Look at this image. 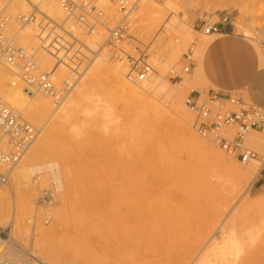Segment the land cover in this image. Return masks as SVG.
I'll return each mask as SVG.
<instances>
[{"label": "bare ground", "instance_id": "bare-ground-1", "mask_svg": "<svg viewBox=\"0 0 264 264\" xmlns=\"http://www.w3.org/2000/svg\"><path fill=\"white\" fill-rule=\"evenodd\" d=\"M6 1L0 0V3ZM73 1L80 3L82 0ZM108 1L98 0L104 9H109L110 2ZM118 1H123L126 6L124 0H114L116 4ZM214 1L219 2V10H225L230 6L232 0ZM243 1L244 5L256 6L257 10L252 14L254 19L264 17V0ZM15 3L22 12L15 18L19 28L11 25L9 29L16 36L17 44L5 34L4 28L10 18L5 17L1 12L0 35L9 42L11 47L20 49L31 56L37 74H49L56 86L60 84L63 86L64 82H67L71 84V90L69 89L68 93L58 101L59 104L55 105L54 100L50 99L48 95H43L33 87L26 85L18 77L16 69L0 58V101L37 133L30 143L33 145L31 147L29 145L19 161L12 167L11 182L7 184V188L0 189V214L10 213L8 221L10 229L7 227H0V229H9L10 234L13 230L19 231L23 238L29 236L32 222L29 217H25V210L33 208V204L28 198L29 191H31L30 175L40 170H46L51 177L50 181L53 183L54 189L57 190L56 184L59 186L57 163H43L46 155L52 153L62 165L63 176L67 182L65 183L66 193L62 196L59 206L53 210V222L50 226L45 227L39 220L33 224L32 235L35 237L34 246L37 257L33 256L37 259V264H68L52 252L44 242V239L53 235L62 224L68 226L67 234L70 235L69 241L74 249L73 258L77 264H89L94 250L103 249V241H111V235L114 236L115 233H118L119 248L125 250L136 248L137 256L148 259L153 264H187L191 257L194 259L191 264H231L235 255L240 251V247L235 242L227 241L228 238L223 237L218 242H209L202 251L198 249L216 225L224 235V231L232 225L234 218H240L252 212L249 209L250 205H238L237 207L236 203L231 205L225 195L217 193L218 191L215 189L207 187L193 178L187 183L177 185V187L161 186L165 182H169L170 173L177 170L178 163L166 160L163 156L162 146L159 147L154 142L150 146L148 145L149 148L143 147L138 151L132 148L119 151L116 155L119 172L117 182L119 183L107 185L108 197L103 200L104 203H98L95 198L89 197V201L82 204L81 200L86 194L90 195L93 191L103 190L99 180L95 177L97 170L91 164L90 157L85 150L80 147L57 150L51 139L53 132L60 127L63 120L71 117L75 111L83 107L87 99L95 95L96 92L93 91H95L94 89L98 91L99 83L111 87L107 92L101 91L100 96H115L117 94L118 104L125 110L121 114H126L127 107L132 108L137 103L149 104V97L154 93L168 108V111L162 112L164 124L173 128L176 138H181V144L188 153L199 157L189 160L190 163L202 162L204 166H210L212 163L215 171L220 174L221 180L229 185H237L242 182L251 184L258 174L264 173L260 171L262 167L264 168V164L261 165L259 159L260 157L264 158V133H262L264 130L248 131L244 140L245 146L253 148L258 158H250L247 162H241L231 157L241 163L243 169L238 164L225 159L217 151L211 150L207 144L189 130L186 124H189L192 116L194 120V115L191 112V116L178 99L179 95L183 93L198 92L199 89L207 86L209 90L205 95L213 89H219L207 77L203 68V60L209 46L219 39L228 37V34H222L218 30L217 33L205 35L196 41L193 54L196 63L193 68L184 74L175 85L170 84L167 79L173 87L179 85L178 92H175L169 90L163 83L162 67L155 58L152 62L154 71L148 65L151 70L141 80L131 72L130 65H126V70L122 73L123 79L115 70L105 64L112 63L117 70L124 66L123 63L109 59L110 52L105 44L107 35L105 38L103 36L105 32L108 34L111 28L103 24L102 17L99 21L94 20L93 30L88 31L73 18H67L56 0H15ZM93 5L96 6L95 0H93ZM233 6L236 4L231 7ZM171 7L172 3L169 1L153 7L147 21L156 24L162 15L161 9L170 10ZM98 10L104 15L99 8ZM43 22L52 27L44 29ZM172 23L173 21L170 20L168 26H171ZM75 25L82 29L86 36L77 30L78 27ZM255 25L258 26V22H255ZM98 27L101 30L97 31ZM235 27L233 34L251 47L257 59L258 70L264 71V60L255 45L254 36L243 30L239 21L235 22ZM35 40L37 41L36 46L28 47L35 43ZM37 48L41 51L38 60L35 56ZM82 48L93 54L87 81L79 87L73 96L68 97L79 74L76 72L71 73L70 76H66V74L67 71H73L76 68L77 60H80L78 54L87 57L81 52ZM105 49L108 52L107 60L104 55ZM171 54L175 56L177 50L174 48ZM39 65L46 70H42ZM233 65L234 62L231 59H226L222 63L223 70L217 72L216 76L220 82L226 83L233 80L228 77L229 68ZM180 67L181 62L178 61L176 67H170L168 70L178 71ZM249 75L251 76H248L240 87L233 88L231 91L240 90L247 94V97L253 93L257 99L263 100L264 76L261 78L260 76L254 77L253 74ZM231 91L229 90V92ZM47 99L52 104V110ZM247 101L255 103L250 105L262 106L251 98ZM184 105L188 109L186 102ZM262 107L264 108V106ZM153 108L157 109L156 106ZM95 109L97 107L92 108L91 112L95 113ZM21 111L29 122L41 120L50 111L49 119L52 123L45 129L43 141H40V137L35 141L41 127L29 124L21 116ZM86 111L83 112L86 113ZM188 111L190 110L188 109ZM119 114L117 112V115ZM193 120L190 127L194 131ZM0 141H6L1 132ZM209 143L219 149L212 140ZM148 150L149 158L147 157ZM255 163L257 164V173L254 170ZM9 173L6 181L0 182V184L7 183ZM146 178L150 180L149 186H147ZM76 190V194L71 195V191ZM82 194H84L83 197H81ZM43 195L49 196L48 202H52L54 195L51 191L40 190L38 200ZM45 219L48 220L47 217ZM0 226H4V224H0ZM63 243L65 244V242ZM2 256L6 264H12L5 254Z\"/></svg>", "mask_w": 264, "mask_h": 264}, {"label": "rangeland", "instance_id": "rangeland-1", "mask_svg": "<svg viewBox=\"0 0 264 264\" xmlns=\"http://www.w3.org/2000/svg\"><path fill=\"white\" fill-rule=\"evenodd\" d=\"M7 0L4 3H0V12L6 17L10 18L9 23L4 28V32L7 36L11 37L13 42L17 44L16 36L12 33L9 27L14 25L19 28V24L16 21V17L21 15L19 6L15 3V0ZM126 3L127 19L133 24L132 37L133 40L123 46V51L130 56H135L133 47L137 46L145 53V59L147 64L152 67L153 59L160 62L162 67L161 76L165 86L172 91L178 92L177 87H173L167 81L166 73L170 67H176L178 61L181 59V55L186 51L187 47L193 43L196 38V33L193 31L196 27L203 25L208 26L212 24H218L224 17L227 18L226 26L229 29L228 35L241 40L240 37L234 35L233 32L236 29L235 22L239 21L242 25L243 30H246L251 34L255 35L257 29L264 25V17L261 19H254L252 14L256 12V6L244 5L243 0H232L230 6L225 10H219L218 1L214 0H124ZM165 1L172 3L171 9H161L162 15L160 20L156 24H151L147 21L150 10L158 5H162ZM109 9H104L100 6L98 0H95L96 6L103 12L104 19L102 22L106 27L112 28L118 20L123 16L122 12L118 11V4L114 0H109ZM135 2V3H134ZM231 7L232 5H235ZM30 10V9H29ZM64 15V14H63ZM37 16V15H36ZM38 17V16H37ZM64 17V16H63ZM41 19V17H39ZM170 20L173 21L171 26H168ZM258 22V26L255 25ZM44 29H49L52 26L45 24ZM219 25V24H218ZM76 26V25H75ZM78 27V26H76ZM97 31L101 30L99 27ZM40 30V29H39ZM37 30L38 32H40ZM84 36L85 32L77 28ZM104 33V38L106 37ZM202 38V37H201ZM71 42V40H69ZM35 43L28 47H35ZM236 51L247 60L248 63L255 64L254 55L250 47L241 41L235 40L233 43ZM77 46V45H76ZM221 42H213L208 49L206 56V67H208L213 60H217L221 51ZM177 50V54L172 56L173 49ZM87 57L78 54L80 60H77L76 68L73 71H67L66 76H70L71 73H78L77 81L69 96H73L75 92L87 81L88 72L92 63L93 54L85 48L81 49ZM195 50V49H194ZM36 59H39L40 49H36ZM108 52L105 49V59ZM107 60V59H106ZM194 64L196 58L193 55ZM107 66L115 70L123 79L124 71L126 70L127 63H123L120 69H115L112 63H105ZM74 66V65H73ZM39 67L43 69L40 65ZM98 91L95 95L86 100L81 109L75 111L71 117L67 120H63L60 127H58L53 136L51 137L52 142L59 148L68 149L69 147H80L86 151L90 157L91 164L95 166L97 170L95 177L99 180L102 185V191H93L92 193L86 194L84 197L82 194L81 203L89 201V197L95 198L98 203L103 202L108 197L107 185H115L119 178V172L117 169L116 155L119 151H123L127 148L140 150L143 147L149 148L152 142L156 143L159 147L163 148V156L166 160L177 162V170L170 173L169 182H165L164 187H177L182 183H187L191 178L196 181H200L207 187H211L218 191L217 193L225 195L230 204L236 203L238 205H250L251 209L248 215H243L240 218H234L232 225L221 234L220 228L214 227L213 230L205 237L203 243L199 247V251L203 250L209 242L228 238L227 241L235 242L240 247V251L235 255L231 264H264V173L257 175L254 182L248 184L242 182L234 185L223 182L220 174L215 171V168L210 163V166L203 165L200 163H190L189 160L196 159L193 154L188 153L183 145L181 144V138L175 136L173 128H169L164 124L162 119V112L168 111V108L161 103V99L156 94H152L149 97V104H135V106L127 107V113L121 114L124 110L123 106L118 104V96H100L101 91L107 92L111 87L104 86L102 83L97 85ZM209 90V87H203L199 89L200 96H204ZM215 90V89H213ZM190 92V91H189ZM189 92L179 95V101L182 103L183 108L192 116V113L186 109L184 102ZM231 95H240L242 100L246 104H255L249 102L250 95L245 94L240 90H234L229 92ZM37 96L42 97L37 94ZM44 98V97H42ZM46 99V98H45ZM48 100V99H47ZM251 101V100H250ZM51 110L53 109L52 104L48 100ZM156 106L157 109L153 107ZM97 107L96 112L92 113V108ZM50 110V111H51ZM87 110L86 113L83 111ZM50 111L37 122H29L23 111L21 116L26 121L35 127H41L38 136L35 141L40 137V141H43V133L45 129L52 123L49 119ZM117 112L120 114L117 115ZM193 117V116H192ZM191 117V121L193 118ZM186 124L189 130L201 141L209 146L211 150L217 151L225 159L238 164L244 169L243 165L231 157L225 155L222 151L212 146L207 139H204L197 135L190 127V123ZM171 132V134H170ZM264 133V131H262ZM124 136V137H123ZM43 138V139H42ZM34 141V143H35ZM33 143L30 145V147ZM149 145V146H148ZM158 147V148H159ZM252 151L253 148L249 147ZM260 155H263L260 153ZM149 158V150L147 152ZM258 162V160H256ZM55 162L57 163V170L59 172L60 181L57 190L54 189L53 183L50 181V176L46 170H40L30 175V190L28 198L33 204L32 209L25 210V217H29L32 222L29 236L23 238L19 231L13 230L11 235L14 241L22 248L28 250L35 257L34 236L32 235L35 222L39 220L45 227L50 226L53 222V210L56 209L62 196L66 193V180L63 176V168L59 160L55 158L52 153L46 155L43 163ZM138 164V163H137ZM254 170L257 173V164H254ZM8 175V181L6 184H0V189L7 188V184L11 182V173ZM37 180H35L36 178ZM34 180V181H33ZM150 180L146 178L147 186L150 185ZM42 189H48L52 192L53 200L49 203H41L38 200L39 191ZM76 191H71L72 194H76ZM70 192L68 191V194ZM88 199V200H87ZM255 212V213H253ZM45 217L48 218L45 219ZM10 219V213L0 214V224L10 229L8 221ZM67 224H62L58 230L51 236L44 239L51 251L56 253L63 262L68 264H77L73 258L74 249L72 243L69 241L70 235ZM65 242V244L63 243ZM102 248L100 250H94L93 256L89 264H153V262L145 259L141 256H137V249H121L118 233L114 236L111 235V241L104 240ZM191 259L187 264H191L194 260ZM244 260V262H241Z\"/></svg>", "mask_w": 264, "mask_h": 264}, {"label": "built area", "instance_id": "built-area-1", "mask_svg": "<svg viewBox=\"0 0 264 264\" xmlns=\"http://www.w3.org/2000/svg\"><path fill=\"white\" fill-rule=\"evenodd\" d=\"M67 18H73L88 31H92L94 20L104 16L93 5V0H82L76 3L73 0H56ZM118 11L123 13L122 18L108 31L106 47L109 50V59L118 63L130 65L131 72L139 80L145 78L151 70L148 66L145 53L137 46L133 47L135 56H130L123 51V46L133 40V23L129 21L124 2L118 1ZM224 18L222 22H227ZM217 24L196 27L193 31L196 38L182 54L180 70H168L167 79L175 85L182 76L194 66L193 54L196 41L201 37L217 33ZM255 45L264 60V25L256 30L254 35ZM0 58L9 63L17 71L18 77L28 86L33 87L43 95H48L54 100L55 105L62 99L71 87L64 82L56 86L49 74H37L32 58L20 49H15L0 35ZM137 77H135L137 79ZM133 79V78H130ZM71 90V89H70ZM186 105L194 115L193 129L202 138L212 140L225 154L241 162L250 158H258L250 148L244 144L245 136L249 131L264 130V108L243 102L240 95H224L218 91H209L204 97L199 92L190 91L186 97ZM0 132L6 141H0V182L4 183L7 174L25 153L33 141L36 131H33L20 117L8 109L0 101ZM260 164L264 158L260 157ZM261 172H264L262 167ZM47 191H50L47 189ZM49 196L43 195L41 203H49ZM3 254L12 264H37V259L31 252L22 248L12 238L9 229H0V264H6Z\"/></svg>", "mask_w": 264, "mask_h": 264}, {"label": "crops", "instance_id": "crops-1", "mask_svg": "<svg viewBox=\"0 0 264 264\" xmlns=\"http://www.w3.org/2000/svg\"><path fill=\"white\" fill-rule=\"evenodd\" d=\"M224 18H226V17H224ZM224 18H222L220 20V22L218 23L219 25L218 24L217 25H218L219 31L222 34H228L229 29L226 26L227 22H222V20ZM235 40L241 41V40L234 38V37H231L229 35L226 38H222V39L217 40L218 42H221V45H222L221 51H220V54L218 56V59L217 60L214 59L213 62L208 67H206V63H205L208 50L204 56V60H203L204 71H205L207 77L209 78V80L213 84H215L219 87V89H217L215 91H218L221 94L229 93V90L231 91L233 88L240 87L242 85V83L246 80V78H248V76H251L249 74H253L252 76H254V77L260 76L261 78H263L262 76H264V71L258 70L257 59H256V56H255L253 50L251 49V47H250V49L254 55L255 64H252L251 62L248 63L247 60L244 59L238 53V51H236V49L233 45ZM241 42H243V41H241ZM226 59H231V61L234 62V65L231 66L229 68V71H228V77H231V79H233V80H230V82L223 83V82H220L216 76H217V72L223 70L222 63ZM249 95H250L251 99L255 100L256 102H259L260 104H262V106H264V99L263 100L257 99V97L253 93L249 94Z\"/></svg>", "mask_w": 264, "mask_h": 264}]
</instances>
